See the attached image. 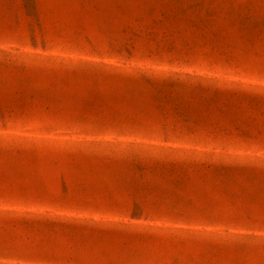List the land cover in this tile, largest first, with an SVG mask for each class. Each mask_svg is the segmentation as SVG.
Segmentation results:
<instances>
[{
    "label": "rangeland",
    "instance_id": "obj_1",
    "mask_svg": "<svg viewBox=\"0 0 264 264\" xmlns=\"http://www.w3.org/2000/svg\"><path fill=\"white\" fill-rule=\"evenodd\" d=\"M0 264H264V0H0Z\"/></svg>",
    "mask_w": 264,
    "mask_h": 264
}]
</instances>
